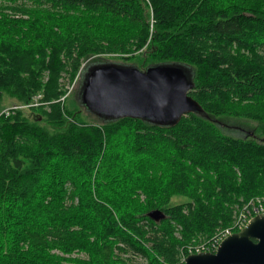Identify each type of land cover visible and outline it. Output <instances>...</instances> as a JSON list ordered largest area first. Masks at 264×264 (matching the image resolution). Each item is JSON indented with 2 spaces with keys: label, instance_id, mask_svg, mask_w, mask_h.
Wrapping results in <instances>:
<instances>
[{
  "label": "trees",
  "instance_id": "1",
  "mask_svg": "<svg viewBox=\"0 0 264 264\" xmlns=\"http://www.w3.org/2000/svg\"><path fill=\"white\" fill-rule=\"evenodd\" d=\"M103 56L189 66L209 117L81 118L66 80ZM35 95L0 115V264H185L264 196V0H0V105Z\"/></svg>",
  "mask_w": 264,
  "mask_h": 264
},
{
  "label": "water",
  "instance_id": "2",
  "mask_svg": "<svg viewBox=\"0 0 264 264\" xmlns=\"http://www.w3.org/2000/svg\"><path fill=\"white\" fill-rule=\"evenodd\" d=\"M86 73L79 100L104 121L133 117L176 124L191 112L209 117L189 95L194 73L187 65L163 63L143 70L111 61L96 62ZM148 217L160 222L166 214L155 209ZM185 264H264V214L254 216L246 227L225 238L215 253L189 254Z\"/></svg>",
  "mask_w": 264,
  "mask_h": 264
},
{
  "label": "rangeland",
  "instance_id": "3",
  "mask_svg": "<svg viewBox=\"0 0 264 264\" xmlns=\"http://www.w3.org/2000/svg\"><path fill=\"white\" fill-rule=\"evenodd\" d=\"M99 62H114V63H121L124 65H133L136 66L138 68H140L142 65L140 63L139 60H122V59H115L112 57H100L99 58ZM92 62L93 61H87L83 64L80 75H78V77L76 78V80L69 84V81L66 80V89L68 90V93L66 96H68L67 99V107L69 109H74L75 107L80 108L81 109V118H84L85 120H87L88 122H102L105 119L98 117L96 115H94V113H92L91 111H89L86 107H84V105H78V101L76 100V95L79 94L81 92L82 87H84V84L86 82L87 79V73L86 70L92 66ZM140 66V67H139ZM142 69V68H140ZM42 98V95H40ZM66 96L62 97L60 99V101L62 103H64ZM37 97V95L34 96V98ZM39 97V96H38ZM14 102L10 99H7L6 101H4L3 103H1L0 105V113L4 110H10L14 107H16L15 109L11 110V113H14L16 110L20 109V108H32V107H45L46 109H49V105L48 103H43L42 105H37V106H33L31 104L28 105H22V104H13ZM10 113V114H11ZM217 123L220 125V127L224 130L225 133L233 135V136H248L249 134H251L255 128V124L253 122H249L245 119H240V118H221L216 120ZM260 200V202L262 204H264V196L263 197H259L258 198ZM184 199L183 198H175L174 199V203H180L183 202ZM260 202L255 204V207H258L260 204ZM244 208V207H243ZM243 208L241 210H243ZM189 253V252H188ZM184 255V254H183ZM75 256V255H74ZM83 257V255H81ZM185 258L186 256L182 257V262H185ZM141 264H144V261H141Z\"/></svg>",
  "mask_w": 264,
  "mask_h": 264
},
{
  "label": "built area",
  "instance_id": "4",
  "mask_svg": "<svg viewBox=\"0 0 264 264\" xmlns=\"http://www.w3.org/2000/svg\"><path fill=\"white\" fill-rule=\"evenodd\" d=\"M39 96V97H38ZM40 95H37V97H35L33 99V102L31 103V105L33 106H37L42 104L40 102ZM16 107L12 108L15 109ZM4 110L0 113V115H10L11 110ZM260 202V200H257V202L255 201H251L250 203H248L243 210H240L236 213L235 215V220L232 224V226H230L229 228L225 229L224 231L216 234L213 238H211L208 242L200 244L198 246H190L188 247L189 250V254H199L202 252H209V253H215L219 246L221 245L222 241L229 237L230 235L239 232L240 230H242L244 227H246V225L249 223V221L256 215L258 214H264V204H262L260 202V204L258 207H255V204Z\"/></svg>",
  "mask_w": 264,
  "mask_h": 264
}]
</instances>
